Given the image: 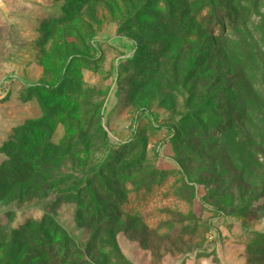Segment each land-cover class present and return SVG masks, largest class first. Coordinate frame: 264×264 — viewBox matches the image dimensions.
Masks as SVG:
<instances>
[{
  "label": "rangeland",
  "instance_id": "1",
  "mask_svg": "<svg viewBox=\"0 0 264 264\" xmlns=\"http://www.w3.org/2000/svg\"><path fill=\"white\" fill-rule=\"evenodd\" d=\"M207 2L0 0V219L45 225L32 264H264V0H220L219 36Z\"/></svg>",
  "mask_w": 264,
  "mask_h": 264
},
{
  "label": "trees",
  "instance_id": "2",
  "mask_svg": "<svg viewBox=\"0 0 264 264\" xmlns=\"http://www.w3.org/2000/svg\"><path fill=\"white\" fill-rule=\"evenodd\" d=\"M207 6L210 13V17L205 19L207 29L214 36H219L220 30L223 29V22H229L232 11L224 7L220 0H208ZM168 18L172 19L171 16ZM186 27L187 30H190L189 26ZM212 125L214 134L222 132V125L217 120H213ZM154 186L155 183L150 184L146 189L145 187L137 188L136 194L133 195L147 194ZM131 197L127 196L125 205L130 203ZM46 231L44 224L37 231L32 232L31 221L17 229L12 224H7L5 219H0V264H32V240H34L36 248L41 250V255L49 254L52 241ZM258 238L259 242L264 244V234H259ZM62 245H65V240ZM22 254L25 255L22 257Z\"/></svg>",
  "mask_w": 264,
  "mask_h": 264
}]
</instances>
